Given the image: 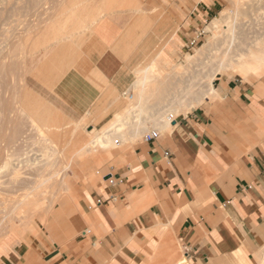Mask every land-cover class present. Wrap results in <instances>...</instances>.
Listing matches in <instances>:
<instances>
[{"label": "rangeland", "instance_id": "374dc122", "mask_svg": "<svg viewBox=\"0 0 264 264\" xmlns=\"http://www.w3.org/2000/svg\"><path fill=\"white\" fill-rule=\"evenodd\" d=\"M207 3L214 8L200 21L173 20L174 10L187 12ZM228 8L238 20L237 46L264 30V0H0V164L3 159L7 163L0 167V264L14 261L25 249L24 241L47 236L61 242L91 230L89 194L103 178H111L113 167L124 164L145 133L161 129L159 121L166 115L174 113L176 119L184 113L186 109L176 113L175 103H168L174 92L184 91L181 85L189 88L186 108L205 104L198 96L213 68L205 60L219 40L205 27ZM103 17L121 22L131 66L119 84L91 74L99 95L81 110L62 86L73 72L90 75L95 63L93 26ZM179 27L181 47L160 54ZM148 63L154 65V76L141 102L145 127L135 131L131 122L123 138L116 136L106 149L88 144L90 136L106 129L135 100V70ZM223 77L243 79L226 69L213 80L214 86ZM184 252L179 238L166 237L150 264H175ZM248 264H264V241Z\"/></svg>", "mask_w": 264, "mask_h": 264}, {"label": "crops", "instance_id": "0c3cea01", "mask_svg": "<svg viewBox=\"0 0 264 264\" xmlns=\"http://www.w3.org/2000/svg\"><path fill=\"white\" fill-rule=\"evenodd\" d=\"M213 8L174 10L173 20L194 24ZM92 34L90 75L71 72L62 86L81 110L99 95L91 74L119 84L131 66L118 19L101 18ZM182 43L179 27L159 53ZM215 85L218 97L171 119L155 139L142 136L112 168L114 182L97 183L87 198L91 230L61 242L23 240L9 264H150L166 237L179 238L190 264H248L264 241V71Z\"/></svg>", "mask_w": 264, "mask_h": 264}, {"label": "bare ground", "instance_id": "6f19581e", "mask_svg": "<svg viewBox=\"0 0 264 264\" xmlns=\"http://www.w3.org/2000/svg\"><path fill=\"white\" fill-rule=\"evenodd\" d=\"M233 11H235V10L228 8V10L223 11L218 16L211 18L209 26L205 27V29L207 31H214V33L216 34L214 39H219V40H218V42L216 40H214L217 42L216 45L214 44L215 46H213V44L212 45L210 44V46H213V48L210 49V52L207 56V60H205V63H211L213 68L210 71L211 74L206 75L207 78H206V80H204L205 82H202L203 83L202 84L203 86L201 85V87H202L201 92L202 93L200 94V96H198V98H199L198 102H200V103H202L203 100L204 101L205 100H212V99L218 97V93L214 89V86H213L214 85L213 80L222 71H224L226 69H231L232 71L236 72L238 75H241L242 77H244L248 74H251V73L259 74V73L264 71V30L260 33L257 32L254 36H252L250 39H252L253 37L254 38L252 39V41L250 43H247L248 37H247V39H243V41L240 40V38H239L238 40H240V42L241 41L242 42L239 44V41H238V46H237V44H236L237 35L235 32V27H234L235 20H237V18L235 16L236 14ZM261 23H262V21H261ZM248 27H250V24ZM260 27H261V25H260ZM245 29H246V27H245ZM236 30H238V29H236ZM246 31H243L244 32L243 34L247 36L248 32H246ZM257 31H260V30L257 29ZM241 35L242 34H240V36ZM248 42H249V40H248ZM241 46H242V48H241ZM200 48H202V46ZM159 56H161V55H159ZM153 66H152V63H150L146 67H143V68L136 71V73H135L136 78L133 81L132 86L137 90V96L130 94V98H132L134 100V98H133V96H134L135 100L131 103H128V106L126 107L125 111L122 114L116 115L113 122L106 129L98 132V134H96L94 136L93 135L90 136V138H88V144H90L91 146H94V147L98 146L99 148L101 147V148L106 149L109 146H111L113 143H115V139H116L115 137L116 136L123 138L125 126L129 125L131 122L135 123V128H134L135 131H139V129H141L140 126L145 127L143 124L144 122L142 123V113H143L142 110L143 109L141 108V102L145 101V99H144V101H142V99L144 98V95H146L147 90L149 88V82H151V80L154 76L153 69H152ZM154 71H156V70H154ZM190 81H187V82H190ZM192 81H191V83H192ZM184 87H187V86H184ZM184 87L181 85V90H184V91L180 94L177 93V91L174 92L173 96L169 100L170 102H168L171 106L173 103H175L174 106L172 107V109L176 113H178L179 110H181V109H184V110L188 109V108H186L187 103H185L184 101L187 100L186 97L189 94V91H188L189 88L184 89ZM191 87H193V85H191ZM190 93H192V92H190ZM199 93H200V91H199ZM135 94H136V92H135ZM184 99H186V100H184ZM186 102H188V101H186ZM186 110L184 111V113L186 112ZM173 114H171V115L174 118ZM169 116H170V114L166 115V120L159 121L160 122L159 127L161 129L167 127L172 122V120H171V118H169ZM161 129H159V130L161 131ZM41 136H43V134ZM45 137H46V135H45ZM85 142H86V140H85ZM2 150L3 149H1V151ZM73 151L75 152V155H76V151L75 150H73ZM73 156H74V154H73ZM0 157H2V156H0ZM3 160L0 164V167H3V165L5 166L7 164ZM30 189L31 188H29L27 190H30ZM62 202H65V201H61V203ZM47 207H48V205H47ZM175 264H190V262L186 258V256L183 254V256L181 258H179Z\"/></svg>", "mask_w": 264, "mask_h": 264}, {"label": "built area", "instance_id": "2783aa9c", "mask_svg": "<svg viewBox=\"0 0 264 264\" xmlns=\"http://www.w3.org/2000/svg\"><path fill=\"white\" fill-rule=\"evenodd\" d=\"M169 118L173 119V116L170 114ZM159 134V130L158 129H150L147 133H145L143 135V138L145 141H151L153 139H155ZM107 180L110 183H113L114 180L112 178H107ZM99 203H101L100 201H98Z\"/></svg>", "mask_w": 264, "mask_h": 264}]
</instances>
